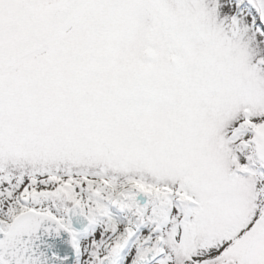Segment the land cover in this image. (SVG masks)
Here are the masks:
<instances>
[{"label": "snow or ice", "instance_id": "obj_1", "mask_svg": "<svg viewBox=\"0 0 264 264\" xmlns=\"http://www.w3.org/2000/svg\"><path fill=\"white\" fill-rule=\"evenodd\" d=\"M0 264H264V0H0Z\"/></svg>", "mask_w": 264, "mask_h": 264}]
</instances>
